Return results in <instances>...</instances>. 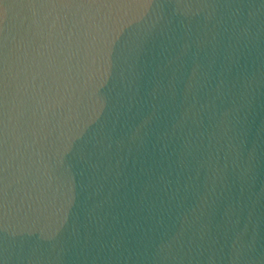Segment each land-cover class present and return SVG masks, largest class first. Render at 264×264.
Returning <instances> with one entry per match:
<instances>
[{"label": "water", "instance_id": "95a60500", "mask_svg": "<svg viewBox=\"0 0 264 264\" xmlns=\"http://www.w3.org/2000/svg\"><path fill=\"white\" fill-rule=\"evenodd\" d=\"M0 264H264V0H0Z\"/></svg>", "mask_w": 264, "mask_h": 264}]
</instances>
